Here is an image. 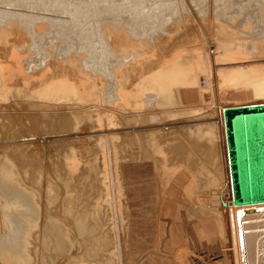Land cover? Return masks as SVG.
<instances>
[{
	"label": "bare ground",
	"instance_id": "obj_1",
	"mask_svg": "<svg viewBox=\"0 0 264 264\" xmlns=\"http://www.w3.org/2000/svg\"><path fill=\"white\" fill-rule=\"evenodd\" d=\"M211 1L0 0V264L77 246L72 264H200L188 242L204 237L215 264H264V202L234 201L224 115L264 104V0ZM41 145L89 184L91 212L54 216L53 186L25 168Z\"/></svg>",
	"mask_w": 264,
	"mask_h": 264
},
{
	"label": "rangeland",
	"instance_id": "obj_2",
	"mask_svg": "<svg viewBox=\"0 0 264 264\" xmlns=\"http://www.w3.org/2000/svg\"><path fill=\"white\" fill-rule=\"evenodd\" d=\"M111 3H118V2H122V3H128V0H109ZM130 1V0H129ZM144 1V7H143V9L144 10H146V9H148V4H150V3H148V0H143ZM157 1H161V0H157ZM166 1H169V0H166ZM173 1H177V0H173ZM206 0H193V2L196 4V3H199V4H201V5H197V7H198V9L196 8V6H195V8H194V4L192 5V4H190L191 5V13L193 12V14L195 13V14H199V12H202L204 9H206L205 11H208V9H212V11H214L215 9H216V7L214 8V7H212V6H210V5H213L214 6V4L212 3L211 4V0L208 2V0L205 2ZM239 1H241V2H247V4H243V3H241V2H239V3H236V0H229V5L228 6H226V7H228V8H226V7H224L223 9H227V11L228 12H231V10H233V11H235V10H240V9H242V7L244 6L245 7V10H247L248 11V9L251 7V5L249 6V4L250 3H253V0H239ZM189 3H191V2H189ZM204 4V5H203ZM234 4H235V6H234ZM237 4H239V6H236ZM210 6L209 8H208V6ZM205 6H206V8H205ZM246 6H248V7H246ZM234 7H237V8H234ZM208 8V9H207ZM160 11V10H159ZM164 11V10H163ZM197 11V12H196ZM216 13H218V12H216ZM188 14H186L185 16H187ZM150 17V16H149ZM150 21V20H149ZM147 25L149 24V22L147 21V23H146ZM150 24L152 25V27L154 28L155 27V29H157V27H159L157 24H155V25H153L151 22H150ZM148 26H145V28H147ZM215 29V28H214ZM212 30V31H215V30ZM214 35L216 34V31H215V33L214 32H212ZM205 34V35H204ZM203 35L205 36H203L204 38H205V40L207 41V46H209V48H211V50H213V47L211 46V40L209 39L210 37H209V35H207L206 33H204ZM207 35V36H206ZM202 36V35H201ZM36 55V53L33 55V56H35ZM200 72V73H199ZM199 72H198V75L201 77L200 78V83H201V88L202 89H204V90H207L208 89V84H207V76H208V73H207V71H203V69H200L199 70ZM202 75V76H201ZM206 79V80H205ZM187 115L186 114H180L178 117H184L183 119H185V120H187V117H189V115L186 117ZM190 119V121L191 120H193L192 118H189ZM188 119V120H189ZM88 121V120H87ZM178 121V120H177ZM179 126V125H178ZM17 128H19L18 126L15 128V129H17ZM48 131H50V130H48ZM11 132H14V130L12 129L11 130ZM46 134H48L49 136H55L56 134L55 133H46ZM9 140V138H6V137H4V138H1L0 139V142H3V141H8ZM40 148V149H39ZM54 149H55V147H53ZM52 147H49V149H48V154H46L45 153V151H44V145H41V146H39L38 147V149L36 150V151H34V152H32V153H30V154H28L29 156H27L26 155V157H28V158H30V160H28V162H26V164H28V165H26L27 167H25V168H28V169H30L31 170V173H29L28 174V176L31 178V180L33 179V181L34 182H36V184H34V183H32V186H34L35 187V189H37L38 191L40 190H42V184L39 182V180L40 179H38V178H40V177H42V179H41V182L44 184V183H47L48 182V184L50 183L52 186H53V193H55V200L52 202V203H50L49 205H48V207L50 206L51 207V210L52 211H54L55 213V217L57 218V219H65L66 217L67 218H71L69 215H70V213H71V211H72V213L71 214H77L78 213V211L80 210L79 209V204L81 203V201H84V203L82 202L81 204H87V203H89V202H93L96 198H92V195L94 196V194H92V189L90 188V186H89V184H87V182L83 179V181H81V182H79V181H77V183L75 182L76 181V179H70V177H69V175L67 174H65V171H64V166H62V163H57L58 161H60V159H61V157H62V153H58L56 150H54ZM43 149V150H42ZM50 149H51V151H50ZM56 152V153H55ZM35 153H37L36 155H35ZM52 153V154H51ZM42 154V155H41ZM46 154V155H45ZM50 154V155H49ZM35 155V156H34ZM38 155V156H37ZM30 156H32V157H30ZM34 156V157H33ZM42 156V157H41ZM38 157V158H37ZM33 158V159H32ZM37 158V159H36ZM39 158H40V160H39ZM59 159V160H58ZM30 161H31V163H30ZM41 162V163H40ZM62 162V161H61ZM51 163V164H50ZM54 163V164H53ZM56 163V164H55ZM33 165L32 167H31V165ZM40 166H39V165ZM43 164V165H42ZM48 165L49 167V170H48V168H47V166H45V165ZM205 164H207V165H205ZM39 167H38V166ZM52 165V166H51ZM202 165H203V168H204V170L206 169V171H210L211 169L210 168H212L213 169V167L214 166H212L211 164H210V166H209V163H204V161H203V163H202ZM204 165H205V167H204ZM28 166H30V167H28ZM36 166V167H35ZM206 166L208 167V168H206ZM60 167V168H59ZM24 168V169H25ZM37 168V169H36ZM58 169H60V170H58ZM62 169V170H61ZM46 170H48V171H46ZM54 170H55V172H54ZM35 172H37V173H35ZM48 173V174H47ZM58 173H59V175H58ZM61 173H63L62 175H60ZM31 174V175H30ZM34 175H36V176H34ZM56 175V176H55ZM53 176V177H52ZM55 176V177H54ZM62 176H63V178H62ZM67 178H66V177ZM47 178V179H46ZM56 180H55V179ZM44 179H45V181H44ZM66 179V180H65ZM48 180H50V181H48ZM47 181V182H46ZM53 183H52V182ZM60 181V182H59ZM67 181V183H68V185H69V189H67L66 188V186H65V182ZM71 181H73V182H71ZM57 182V183H56ZM59 182V183H58ZM63 182V183H62ZM84 182H85V184H87L86 186L84 185ZM79 183H81V184H79ZM56 184V185H55ZM71 184V185H70ZM74 184H76V185H74ZM80 185V187H78ZM37 186V187H36ZM39 186V187H38ZM54 186H55V188H54ZM64 188H63V187ZM82 186L84 187V188H86V190L87 191H85L84 190V188H82ZM33 187V188H34ZM75 188V189H73V188ZM40 188V189H39ZM73 189V191L71 192L70 191V189ZM81 188V189H80ZM58 190V191H57ZM63 190V191H62ZM81 190V191H80ZM84 190V191H83ZM91 190V191H90ZM70 191V192H69ZM78 193H77V192ZM60 192H64L65 193V197H63V198H65V199H61V197H62V195L64 194H62V193H60ZM89 192V193H88ZM74 193V194H73ZM86 193H88L89 194V196L93 199V200H91V198L88 196V194L86 195ZM68 194V195H67ZM70 194V195H69ZM73 195V198H72V195ZM83 194H85L84 196H83ZM67 195V196H66ZM75 195V196H74ZM79 196L80 197V199H78V197L77 196ZM81 195H82V197H81ZM59 197V198H58ZM68 198V201L69 200H72V201H66V199ZM70 197V198H69ZM85 197H86V199H85ZM81 199H84V200H81ZM89 199V200H88ZM63 200H65V202H66V204H65V202L63 201ZM76 200V201H75ZM91 200V201H90ZM58 201L60 202V203H58ZM63 203H62V202ZM71 202V203H70ZM76 202H78V203H76ZM92 202L90 203V209H89V211L88 212H91L92 211V208L91 207H93V204H92ZM57 203H58V205H57ZM69 203V204H68ZM75 204V207H74V204ZM61 204V205H60ZM65 204V205H64ZM69 206H68V205ZM80 204V205H81ZM54 205H55V207H54ZM67 205V206H66ZM72 205H73V207H72ZM57 206V207H56ZM59 206H61V207H59ZM78 206V207H77ZM70 209H69V208ZM56 208H58V209H56ZM74 208H75V210L76 209H78V210H74ZM59 209H62V210H59ZM72 209V210H71ZM57 210H59V211H61V212H57ZM66 211H68V213L66 212ZM70 211V212H69ZM77 212V213H76ZM59 213V214H58ZM60 213H61V218H60ZM65 213V214H64ZM59 215V216H58ZM85 215V214H84ZM63 217V218H62ZM66 218V219H67ZM71 223V222H70ZM69 226H72V224H69ZM72 228V227H71ZM74 231V229L72 228L71 229V232H73ZM74 233V232H73ZM73 235H75V234H73ZM77 236V235H76ZM76 236H74V238L75 239H77V240H79V239H81V237H76ZM194 240V242L192 243L191 242V240L189 239V248H188V252L187 253H189V255H190V253H191V256H193L195 259H197L199 262H200V264H215V261H217L218 259H219V255L217 254V256L215 255V254H212L213 253V247H211L212 245L208 242V240L204 237V238H202L201 240L203 241V244L202 245H199V244H197V243H195V238H193ZM205 241H204V240ZM76 240V241H77ZM80 241V240H79ZM201 241V242H202ZM206 241H207V243H206ZM190 243H192V244H190ZM211 246H210V245ZM195 245V246H194ZM199 245L200 247H197V246ZM208 247H207V246ZM202 246V247H201ZM160 247V246H159ZM158 247V249H161V247L159 248ZM191 247V248H190ZM211 249H210V248ZM199 248H202V250H200ZM75 249V248H74ZM191 251H190V250ZM200 250V251H199ZM81 251V250H80ZM79 251V248H78V246H77V249H75V250H73V252H69V253H66V252H58V253H52L51 255H52V257L51 258H56V260H57V262H55V264H60V263H62V264H72L71 263V259L72 258H74L75 256V258H77V257H80L82 254H83V252H82V254H81V252ZM199 251V252H198ZM166 252V251H165ZM164 251H162V253H165ZM78 253H80L81 255H79ZM45 254H46V256H45ZM59 254V255H58ZM70 255L71 256V259H70V256L68 257L67 255ZM73 254V255H72ZM78 256H77V255ZM166 254V253H165ZM198 254V255H197ZM64 255V256H63ZM75 255V256H74ZM172 255V254H171ZM203 255V256H202ZM207 255V256H206ZM59 256V257H58ZM63 256V257H62ZM175 256V257H174ZM214 256H216V257H214ZM44 257H47V253H44ZM63 259H62V258ZM171 257H174V261L175 262H177L178 261V258H176V257H179V255L177 254V255H175V252L173 253V255L171 256ZM192 257V258H193ZM103 259H108L107 258V256L106 255H103V257H102ZM160 258V257H159ZM193 258V259H194ZM199 258V259H198ZM201 258V259H200ZM210 258V259H209ZM62 261H61V260ZM67 259V260H66ZM214 259H216V260H214ZM65 260V262H63ZM110 260V259H109ZM49 261V263L50 264H54V262H53V259H49L48 260ZM60 261V262H59ZM173 261V262H174ZM175 262H174V264H175Z\"/></svg>",
	"mask_w": 264,
	"mask_h": 264
},
{
	"label": "water",
	"instance_id": "obj_3",
	"mask_svg": "<svg viewBox=\"0 0 264 264\" xmlns=\"http://www.w3.org/2000/svg\"><path fill=\"white\" fill-rule=\"evenodd\" d=\"M224 115L232 159L234 201L237 204L264 202V104L229 107ZM241 116H262L263 119L251 125L245 121L234 123Z\"/></svg>",
	"mask_w": 264,
	"mask_h": 264
}]
</instances>
